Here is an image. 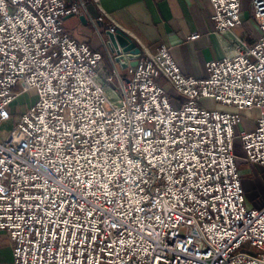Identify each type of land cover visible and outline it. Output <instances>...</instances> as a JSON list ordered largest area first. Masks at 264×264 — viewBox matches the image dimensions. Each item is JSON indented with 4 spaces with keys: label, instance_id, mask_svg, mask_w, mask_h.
I'll return each mask as SVG.
<instances>
[{
    "label": "snow or ice",
    "instance_id": "obj_1",
    "mask_svg": "<svg viewBox=\"0 0 264 264\" xmlns=\"http://www.w3.org/2000/svg\"><path fill=\"white\" fill-rule=\"evenodd\" d=\"M4 4L0 0V97L5 96V86L14 87L23 73L43 92L46 107L36 114L39 123L31 137L35 151L24 154L16 176L26 184L14 196L11 187L3 186L7 161L0 157V209L7 200L9 211L15 207L33 218L26 227L39 223L43 247L51 250L56 264H100L98 250L107 251L106 259L113 264L116 260L124 264L125 256L134 258L143 250L141 245L157 231L155 222H163L165 210L171 219L170 204L183 207L203 201L207 205L210 197L214 205L218 202L221 215L237 217L235 205L215 183L221 167L218 141L206 139L208 133L199 120L187 123L181 113L158 101L155 90L146 98L148 108L130 106L127 119L117 114L113 120L114 109L106 111L98 97L81 95L82 73L69 64L71 53L59 61L40 54L53 42L44 19L20 16L19 23L14 19L5 23ZM253 55L251 65L243 59L244 68L232 65L240 69L235 79L226 66L217 82L227 83L228 92L234 90L232 86L239 88L244 97L239 103L246 100L249 107L257 102L251 97L264 96V76L258 74L264 73V53L253 50ZM28 86L29 79L22 81V87ZM204 96L222 99L219 90L215 95L205 91ZM233 100L234 96L229 103ZM6 114L0 109V116ZM188 115L191 119V109ZM101 222L119 231L116 239L102 238ZM123 233L127 235L122 237Z\"/></svg>",
    "mask_w": 264,
    "mask_h": 264
},
{
    "label": "built area",
    "instance_id": "obj_2",
    "mask_svg": "<svg viewBox=\"0 0 264 264\" xmlns=\"http://www.w3.org/2000/svg\"><path fill=\"white\" fill-rule=\"evenodd\" d=\"M208 1L214 9L211 15V20L214 22L213 33L222 41H227L231 51L221 59H210L205 63L206 77L193 78L181 72L168 48L162 46L155 52H149L108 13L104 12L97 18L89 15L85 8V0L74 2L41 0L40 4H34L32 0H5L4 16L7 18L5 23L8 19H14L15 23H19L20 16L33 17L37 21L44 19L46 30L50 29L48 37L53 42L40 54L59 61L71 53L69 64H74L82 73L78 77L84 88L81 95L88 94L93 100L98 97L102 101L100 107L106 111L114 109L113 120L117 119V114L127 119L130 106H135L136 110H143L141 108L143 104V108H148L146 98L150 99L149 93L155 90L158 101L165 103L167 109L181 113L187 123L193 124L199 120L204 131L208 133L206 139L218 141L215 145L218 150L216 155L221 167L216 170L218 179L215 183L225 190L228 198L235 205L234 211L237 212V217L229 219L226 213L221 215L218 211V202L214 205L210 197L207 205L203 201L199 205L185 203L183 207L170 204L168 207L174 210L171 219L166 218L169 213L165 210L161 216L163 222H155L157 231L141 245L143 250L134 258L125 256L124 264H137V261L139 264H264V202L257 207L247 203L234 152L237 143L244 153L240 159L257 168L261 173L264 172V96L251 97L257 102L249 107L246 100L243 104L239 103L244 99L239 95V88L232 86L234 90L228 92L225 90L229 86L227 83H217L224 76L226 66L231 69L232 77L235 79L240 69L232 68L233 64H241L243 59L251 65L255 59L253 50L264 53V14H262L264 0H248L249 9L246 19L253 20L257 28L256 36L250 42H245L233 34L234 28L244 21L241 0ZM75 15L87 17L89 24L95 27L97 33H100L101 27L104 26L103 19L106 16L105 28L108 32L116 34L120 30L139 47V56L135 59L127 58V65L123 67L127 71L126 77L120 74L121 65L116 61L117 54L112 50L109 38L102 42V51L70 38L62 22L65 17ZM197 37L198 35L194 33L189 39L193 40ZM106 60L108 65H105ZM244 67L241 64V68ZM258 74L264 76V73ZM159 77L170 83L178 98L182 97L177 106L172 104V99L160 86ZM25 79H29V86L26 88L22 87V81ZM5 80L7 81L8 77H5ZM111 81L115 82L114 85L109 84ZM33 87L37 91L38 100L19 115L13 114L10 106L17 92L20 89ZM217 90L222 99H212L214 105L210 107L212 111H209L202 101L211 98H206L204 92L209 91L215 95ZM256 92L259 93L260 89L256 88ZM233 96L235 100L229 103ZM45 101L43 92L23 73L20 79L15 81L14 87L9 89L5 86V96L0 97V109H5L7 112L6 115L0 116V126L4 121L14 118L11 130L5 135H0V157L7 161L3 186L6 189L11 187L13 196L26 184V180H16V176L24 154L31 155L35 151L31 147L34 143L31 137L35 134L39 123L36 114L46 107ZM47 103L50 104L51 101ZM217 105L225 109H218ZM229 108H234L235 111ZM254 108L257 110L253 120L254 130L237 131L236 128L241 121L240 111ZM189 109L192 110L191 119L188 115ZM44 117L49 118L47 112L44 113ZM136 154L132 153V155ZM10 167L13 171H8ZM14 180L15 185L12 184ZM164 183L166 186L167 182ZM196 199L200 198L196 197ZM161 206L162 204L157 205V207ZM21 216L24 217L23 220ZM32 224V217L17 211L15 207L9 211L8 201H4V208L0 209V232L6 233L10 239L13 264H56L50 258L51 250L43 247L42 226L36 223L31 228L26 227ZM101 228L104 229L102 238L105 240H114L116 235H119L116 228L110 226L105 228L102 222ZM123 235L127 233H123L122 237ZM95 255L100 264H113V261L106 259L107 251L98 250ZM153 257L158 259L153 261ZM92 264H95V261ZM115 264L121 262L116 260Z\"/></svg>",
    "mask_w": 264,
    "mask_h": 264
},
{
    "label": "crops",
    "instance_id": "obj_3",
    "mask_svg": "<svg viewBox=\"0 0 264 264\" xmlns=\"http://www.w3.org/2000/svg\"><path fill=\"white\" fill-rule=\"evenodd\" d=\"M67 1L74 2L76 0ZM85 1V8L89 15L97 18L104 12L108 13L131 37H136L149 52H155L162 46L168 48L176 65L186 76L193 78L206 77L207 68L205 63L207 61L221 59L223 56L230 54L231 49L228 42L222 41L213 33L214 22L211 20V15L214 9L208 0ZM243 3L244 0H241L242 10H244ZM106 23L107 18L104 16V26L101 27L100 33H97L93 26L89 24L87 17L83 22L80 16H68L63 19L62 25H64V29L71 39L86 43L92 48L102 51V42L107 39ZM246 25L248 27L247 22L244 20L241 25L234 28L233 34L245 42H250L256 36V31L250 27L249 30H251L250 34L252 36L249 39ZM194 33L198 37L190 40L189 38ZM120 74L126 77L127 71L121 67ZM111 82L115 83L114 81ZM181 98H178L173 91L172 104L177 106ZM229 110L235 111L234 108H229ZM240 113L241 121L236 130L253 131L255 128L254 118H248L243 110ZM242 184L246 192L253 188L251 183L242 181ZM263 202H260L257 206ZM12 260L10 239L6 233L0 232V264H13Z\"/></svg>",
    "mask_w": 264,
    "mask_h": 264
},
{
    "label": "rangeland",
    "instance_id": "obj_4",
    "mask_svg": "<svg viewBox=\"0 0 264 264\" xmlns=\"http://www.w3.org/2000/svg\"><path fill=\"white\" fill-rule=\"evenodd\" d=\"M77 1V0H76ZM244 10H243V20H245L248 24L245 26L249 33V39L252 36L250 27H252V30H255L257 32V28L255 26V23L253 20H247V13L248 10V5H247V0H244ZM92 25V24H91ZM93 26V25H92ZM95 29V27L93 26ZM248 39V38H247ZM102 47V45H101ZM105 65H108L107 60L105 61ZM160 86L166 91V94L169 95L170 98L173 96V91L171 89V85L168 81L164 80L163 78H158ZM110 85H114L113 82L110 83ZM38 94L36 89L30 88V89H20L14 99V102L11 104L10 109L13 114L19 115V113H22L23 111L29 109L33 104L38 100L37 99ZM202 104L205 107L210 108L211 106L214 105V102L212 99L210 100H203ZM218 109L224 110L225 108L221 107L220 105L216 106ZM228 109V108H227ZM246 114V116L250 119L255 118L257 115V110L254 108L251 111H245L243 110ZM14 123V118L11 117V119L4 121V123L1 124L0 126V135H5V133H8ZM238 147V148H237ZM234 152L236 155V167L238 169L239 175H240V180L241 182H248L253 185L252 190H249L246 192L245 190V196H246V201L250 206H257L260 202H263L264 200V172L261 173L257 168L255 169L254 167H251L248 163L243 161L241 156L244 154L242 150L240 149V146L238 144H235L234 146Z\"/></svg>",
    "mask_w": 264,
    "mask_h": 264
},
{
    "label": "water",
    "instance_id": "obj_5",
    "mask_svg": "<svg viewBox=\"0 0 264 264\" xmlns=\"http://www.w3.org/2000/svg\"><path fill=\"white\" fill-rule=\"evenodd\" d=\"M80 19L85 22L84 16H80ZM106 35L111 41L112 50L117 54L116 61L119 62L121 67H126L127 58L135 59L139 56V47L131 42L120 30L116 34L107 31Z\"/></svg>",
    "mask_w": 264,
    "mask_h": 264
}]
</instances>
